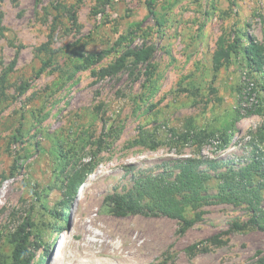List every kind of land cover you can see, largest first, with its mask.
<instances>
[{"label":"rangeland","instance_id":"374dc122","mask_svg":"<svg viewBox=\"0 0 264 264\" xmlns=\"http://www.w3.org/2000/svg\"><path fill=\"white\" fill-rule=\"evenodd\" d=\"M150 3L0 0V264L27 219L30 264H262L264 232L228 230L245 205L187 209L180 233L164 214L116 218L105 203L186 158L218 165L202 166L214 195L219 172L264 157V70L241 52L213 64L233 39L264 45V0ZM143 46L147 63L98 75ZM85 169L70 199L66 175Z\"/></svg>","mask_w":264,"mask_h":264},{"label":"trees","instance_id":"16d2710c","mask_svg":"<svg viewBox=\"0 0 264 264\" xmlns=\"http://www.w3.org/2000/svg\"><path fill=\"white\" fill-rule=\"evenodd\" d=\"M150 5V0H147L149 10ZM244 37L246 44L233 39L230 45L215 53L213 57L215 69L221 67L222 62L229 60L231 52H241L246 66L250 70L253 72L264 70V45L257 43L248 35ZM150 57L151 49L148 47L143 46L134 50H126L114 63L100 69L98 75L102 77L114 76L127 68L128 62L130 66L139 63L144 64L149 61ZM128 59L130 60L128 61ZM204 164L210 169L218 168V165L213 161L186 158L178 163L176 166L178 172L172 179L168 178L170 174H165L166 176L169 175L168 177H164L165 175L138 177L133 183V187L128 191L113 193L105 198L110 214L116 218H124L129 215L164 214L169 218L178 220L180 222L179 232L184 233L194 222L193 219L185 217L186 210H195L208 204L212 199L216 203L245 205L249 211V218L243 223L233 222L229 226V231L242 232L257 229L264 232V207L262 206L264 157L254 155L251 163L247 166L238 169L227 168L219 172L216 178L220 180V186L218 192L214 195L208 194L209 183L214 175L204 169L202 170ZM87 171L85 169L79 174L75 172L66 175L64 188L70 199L75 196L77 190L82 186ZM64 209L68 211V217L70 205L67 204ZM31 226L32 223L27 219L13 236L10 264L31 263L33 255L28 244L29 234L25 232V229ZM219 237L214 236L212 238L214 245L223 243ZM46 257L47 255L42 256L38 264H43ZM259 259V262L264 264V258Z\"/></svg>","mask_w":264,"mask_h":264},{"label":"bare ground","instance_id":"6f19581e","mask_svg":"<svg viewBox=\"0 0 264 264\" xmlns=\"http://www.w3.org/2000/svg\"><path fill=\"white\" fill-rule=\"evenodd\" d=\"M64 244H65V240L63 239L61 242H58V244H57V247H56V249H55V254H54V257H56V259H57V257H59L60 255H61V253H62V250H63V246H64Z\"/></svg>","mask_w":264,"mask_h":264},{"label":"water","instance_id":"95a60500","mask_svg":"<svg viewBox=\"0 0 264 264\" xmlns=\"http://www.w3.org/2000/svg\"><path fill=\"white\" fill-rule=\"evenodd\" d=\"M71 215V214H70Z\"/></svg>","mask_w":264,"mask_h":264}]
</instances>
